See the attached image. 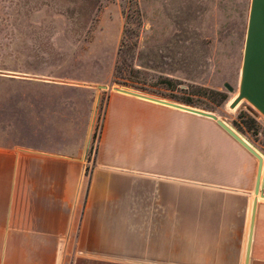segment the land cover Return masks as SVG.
<instances>
[{
	"label": "crops",
	"instance_id": "obj_1",
	"mask_svg": "<svg viewBox=\"0 0 264 264\" xmlns=\"http://www.w3.org/2000/svg\"><path fill=\"white\" fill-rule=\"evenodd\" d=\"M56 89L74 97H46L36 128L23 111L20 135L0 140V264H246L249 150L212 118L113 88L86 179L102 94ZM251 264H264V200Z\"/></svg>",
	"mask_w": 264,
	"mask_h": 264
},
{
	"label": "rangeland",
	"instance_id": "obj_2",
	"mask_svg": "<svg viewBox=\"0 0 264 264\" xmlns=\"http://www.w3.org/2000/svg\"><path fill=\"white\" fill-rule=\"evenodd\" d=\"M251 6L252 0H0V140L20 135L23 111L34 127L38 116L31 115L46 97L56 109L74 97L58 89L47 94L49 88L95 86L102 101L85 157L92 166L107 94L125 87L214 112L264 156V113L248 99L231 106L241 91ZM258 197L264 200V171Z\"/></svg>",
	"mask_w": 264,
	"mask_h": 264
},
{
	"label": "water",
	"instance_id": "obj_3",
	"mask_svg": "<svg viewBox=\"0 0 264 264\" xmlns=\"http://www.w3.org/2000/svg\"><path fill=\"white\" fill-rule=\"evenodd\" d=\"M227 86L231 87L230 84H227ZM101 87L104 89L109 88L107 85H103ZM114 89L120 92L132 94L141 98H145L148 100H152L155 102H159L165 105L180 108L202 116L212 118L216 120L227 132H229L256 158L259 159V169L255 187L256 198L254 200L250 238L248 242L246 258V264H251L256 219L260 201L258 195L260 194V192H262L264 156L234 127H232L226 120L222 119L218 114L214 112L192 107L179 102L170 101L168 99L154 97L125 87H114ZM231 90L233 89L231 88ZM244 99H248L262 113H264V0H252L242 72L241 91L239 96L232 103V108H236Z\"/></svg>",
	"mask_w": 264,
	"mask_h": 264
},
{
	"label": "built area",
	"instance_id": "obj_4",
	"mask_svg": "<svg viewBox=\"0 0 264 264\" xmlns=\"http://www.w3.org/2000/svg\"><path fill=\"white\" fill-rule=\"evenodd\" d=\"M88 152H87V155H86V158L88 157ZM85 158V160H86ZM86 162H89V159L86 160ZM93 164H94V159H93V162H92V166H88L87 164V167H86V171H85V178H90L91 175H92V170H93Z\"/></svg>",
	"mask_w": 264,
	"mask_h": 264
},
{
	"label": "bare ground",
	"instance_id": "obj_5",
	"mask_svg": "<svg viewBox=\"0 0 264 264\" xmlns=\"http://www.w3.org/2000/svg\"><path fill=\"white\" fill-rule=\"evenodd\" d=\"M233 103V102H232ZM92 133V132H91Z\"/></svg>",
	"mask_w": 264,
	"mask_h": 264
}]
</instances>
